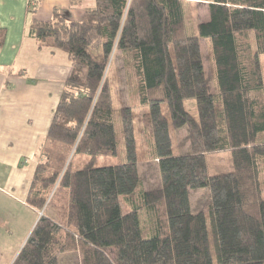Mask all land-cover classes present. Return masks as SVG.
Wrapping results in <instances>:
<instances>
[{
  "label": "trees",
  "instance_id": "16d2710c",
  "mask_svg": "<svg viewBox=\"0 0 264 264\" xmlns=\"http://www.w3.org/2000/svg\"><path fill=\"white\" fill-rule=\"evenodd\" d=\"M185 1L93 0L78 21L57 9L32 19L29 34L39 47L63 50L70 71L26 198L43 211L12 264H59L70 249L78 264H264V0H206L209 17L192 31ZM112 52L130 69L126 85L143 114L114 106ZM178 128H186L187 153L173 152ZM142 133L160 177L148 190L138 172ZM226 151L231 169L210 174L207 155ZM70 153L89 160L75 168ZM108 155L118 161L91 162ZM201 188L209 200L194 210L189 193Z\"/></svg>",
  "mask_w": 264,
  "mask_h": 264
},
{
  "label": "crops",
  "instance_id": "0c3cea01",
  "mask_svg": "<svg viewBox=\"0 0 264 264\" xmlns=\"http://www.w3.org/2000/svg\"><path fill=\"white\" fill-rule=\"evenodd\" d=\"M93 4V0L73 5L70 0H0V30H4L0 44V172L4 173L0 175V227L9 228L6 223L15 220L3 203L27 209L28 235L37 221L26 198L39 162V144L46 137L70 71L68 57L60 58L58 49L39 47L28 32L29 25L33 18L49 20L54 9L65 20L78 21Z\"/></svg>",
  "mask_w": 264,
  "mask_h": 264
},
{
  "label": "rangeland",
  "instance_id": "374dc122",
  "mask_svg": "<svg viewBox=\"0 0 264 264\" xmlns=\"http://www.w3.org/2000/svg\"><path fill=\"white\" fill-rule=\"evenodd\" d=\"M206 0L195 1L189 0L185 1V19L186 26L188 31H192L195 29L197 23L199 21L207 20L209 17L208 14V6ZM58 56L60 58H64L66 60V53L58 49ZM93 56L95 58H100V50L92 49L91 50ZM201 53L203 59V66L206 78L210 85V88L214 86V67L210 57V48L208 45L201 40ZM119 53L112 52L108 66H107V77L111 81L112 85L118 86L116 88L117 91L114 90V106H120L122 104L130 105L133 111L137 113H144V108L140 106H136L135 99L129 93V88H127L126 80H125V71L130 72V69L123 68L120 59ZM59 58V59H60ZM30 61V60H29ZM27 61V62H29ZM26 63V62H25ZM261 63V74L264 82V54L260 56ZM30 65V64H29ZM28 76H31V73H27ZM189 102L186 103L189 105ZM191 106V104H190ZM192 108V107H191ZM146 110V109H145ZM141 123L136 120V125ZM173 133V152L175 154L179 153H187L189 151L188 147V137L186 134V128H178ZM150 138L147 135L139 134L137 135V145H138V172L141 180V187L145 190L154 189L160 186V177L157 169V160L152 158L151 155V146H150ZM71 159L72 165L75 168L82 166L86 163L89 158L87 155L76 154L75 156L70 153L66 163ZM118 161L117 157L114 156H97L94 160H91L94 166L100 165H109L114 164ZM207 167L208 172L210 174L223 173L229 171L231 169V159L229 151L221 152V153H212L207 155ZM0 171L2 169L0 168ZM3 177L4 173L1 174ZM52 191L50 192L47 201L49 200ZM189 198L191 201L192 208L194 210H198L203 208L208 200H209V192L208 189L201 188L197 190H191L189 193ZM1 202V201H0ZM5 210L9 211V217L15 220L11 222H7L9 228L0 227V264H12L13 260L17 255V251L20 249L23 239L28 235L30 229L25 227L27 216V209L25 207L20 206L18 203H3ZM59 209L63 207L62 202L59 201L57 203ZM43 211V210H42ZM42 211L36 212L33 217L36 218L42 214ZM47 212V211H46ZM34 224V222H33ZM212 238V236H211ZM212 241V239H211ZM16 250V252H15ZM79 255L77 249H70L64 251L60 255L59 264H78Z\"/></svg>",
  "mask_w": 264,
  "mask_h": 264
}]
</instances>
